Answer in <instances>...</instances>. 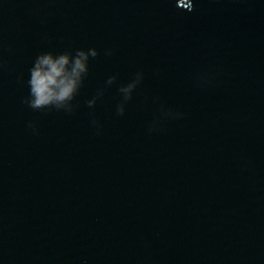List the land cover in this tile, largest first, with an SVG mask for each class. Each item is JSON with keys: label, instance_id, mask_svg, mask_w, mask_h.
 <instances>
[{"label": "water", "instance_id": "1", "mask_svg": "<svg viewBox=\"0 0 264 264\" xmlns=\"http://www.w3.org/2000/svg\"><path fill=\"white\" fill-rule=\"evenodd\" d=\"M184 7L0 0V264H264V0ZM92 46L74 113L23 103L39 52Z\"/></svg>", "mask_w": 264, "mask_h": 264}, {"label": "clouds", "instance_id": "2", "mask_svg": "<svg viewBox=\"0 0 264 264\" xmlns=\"http://www.w3.org/2000/svg\"><path fill=\"white\" fill-rule=\"evenodd\" d=\"M185 7L188 11L195 9V0H184ZM113 49H105L103 54L111 56ZM101 55V50L95 46L80 47L64 51H41L35 57L34 62L29 68L28 95L24 97L23 103L32 110H52L64 111L72 114L78 107L73 103L79 93L85 78L90 70V61ZM144 71L138 70L134 77L127 83L119 85L118 92L121 96L120 102L116 106V114L123 116L127 110V104L132 100L133 94L137 87L144 79ZM118 81V74L110 75L107 78L106 86H112ZM211 82L209 76H201V85ZM105 88L97 90L96 95L87 100L89 108H94L98 99L104 94ZM185 114L179 110L161 105L160 113L149 125L148 131H160L164 121L168 119H180ZM93 127L99 133L102 126L99 121H91ZM26 127L33 134L39 133L37 121L30 120Z\"/></svg>", "mask_w": 264, "mask_h": 264}]
</instances>
